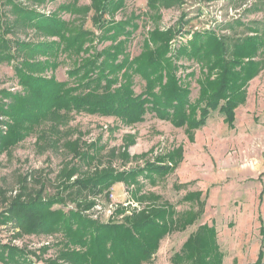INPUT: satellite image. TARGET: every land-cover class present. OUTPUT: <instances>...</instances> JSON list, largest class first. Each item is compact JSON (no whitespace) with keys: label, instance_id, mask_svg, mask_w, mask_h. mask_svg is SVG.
<instances>
[{"label":"rangeland","instance_id":"rangeland-1","mask_svg":"<svg viewBox=\"0 0 264 264\" xmlns=\"http://www.w3.org/2000/svg\"><path fill=\"white\" fill-rule=\"evenodd\" d=\"M10 1L47 15L58 12L62 4L75 2L56 0L39 6L32 0ZM10 1L1 0V8L14 24L18 14ZM108 1L116 8L121 0ZM152 1L156 4L150 10L148 3ZM76 2L82 11L77 14L63 11L59 13L62 20L77 31L82 28L100 35L92 22L94 12L87 14L85 10L92 0ZM158 2L123 0L121 8L107 14L105 19L123 23L126 31L133 32L127 43V52L132 57L142 52L146 41L152 42L155 30L160 33L173 30L168 54L177 67L180 83L188 84L192 102L199 99L200 85L212 82L223 71L221 65L212 67L211 71L207 62L178 58L177 52L193 40L196 31L202 35L213 34L224 42L226 66L230 67V59L241 62L235 68L239 71L241 66L256 64V76L242 86L245 99L234 110L232 126L219 110H214L206 124L198 129H188L186 125L177 127L151 112L146 113L144 121L134 125L124 124L115 116L84 112H73L66 118L39 120L10 151L0 155V213L9 216L16 199L45 202L61 195L66 206L57 204L55 208L64 212L79 210L95 222L125 224L138 218L142 220L145 218L142 215L156 204L169 202L182 214L187 210L199 211L204 202V210L195 224L184 232L175 230L162 239L154 264H172L173 254L180 251L187 238L205 223L215 225L218 230L224 264H254L262 248L264 251L261 232V225L264 227V45L249 58L239 56L236 46L245 37H257L264 43V0ZM13 29L8 35L12 40L21 39L32 44L59 41L57 37L46 38L35 28H25L22 24L13 25ZM124 38L122 34L118 40ZM112 42L99 43L94 39L93 44H86L93 47L90 53H64L56 60L57 68H49L43 75H53L59 82L67 81L72 87L76 79L70 78L68 71L79 66L94 50L105 49ZM38 58L43 62L47 60L44 56L38 55ZM13 67L7 62L0 63V93L7 89L18 94L25 92ZM192 72L195 77L189 76ZM133 85L137 95L146 89L140 75L134 77ZM156 90L160 91L159 85ZM9 100L6 98L5 102ZM6 128L0 126V131L5 133ZM159 159L173 170L165 177L154 176L155 184L141 174L137 182L118 181L96 194L88 191L84 184L76 185L79 181L108 174L106 172L141 170ZM189 193H200V202L184 200ZM151 194L158 199L151 200ZM1 220L2 245L33 251L41 256L38 261L32 257L34 264H47L59 258L57 245L63 239L62 234H23L12 224H2Z\"/></svg>","mask_w":264,"mask_h":264},{"label":"trees","instance_id":"trees-1","mask_svg":"<svg viewBox=\"0 0 264 264\" xmlns=\"http://www.w3.org/2000/svg\"><path fill=\"white\" fill-rule=\"evenodd\" d=\"M32 1L40 6L56 0ZM76 1L62 4L58 12L50 15L10 1L15 14H18L12 24L7 14L3 13L0 0V63L13 64L19 84L25 88L21 94L12 93L8 89L0 93V126L7 127L5 133L0 131V155L10 151L39 120L66 118L73 112L115 116L129 125L139 124L145 120L146 113L151 112L161 119L170 120L177 127L186 125L188 129H198L206 124L214 110H219L225 115V121L232 126L234 110L245 99L246 92H243L242 86H246L256 76V64L241 66L239 71L235 68L241 62L230 59V67L226 66L224 42L213 34L202 35L196 31L193 40L179 49L178 58L188 57L196 62H207L211 71L212 67L221 65L223 71L212 82L201 84L199 99L192 102L190 88L188 84L180 83L177 67L168 54L173 30L166 33L155 30L151 35L152 42L146 41L142 52L132 57L127 52V43L133 32L126 31L123 23L105 19L107 14L121 8L123 0L117 3L116 8L108 0H92L91 5L85 8L87 14L94 12L92 22L100 30V35L82 28L77 31L70 23L62 20L59 13L63 11L72 14L82 11L76 6ZM155 4L156 1L148 3L150 10L155 8ZM181 23L184 24L183 21ZM15 24L35 28L46 38L57 37L59 41L32 44L21 39L12 40L8 35L14 32ZM122 34L125 38L118 40ZM94 39L99 43L108 40L113 42L105 49L94 50L79 66L68 71L69 77L76 79L75 85L70 87L67 81L59 82L53 75H43L49 68H57L56 60L64 53H90L93 47L86 44H93ZM259 39H242L241 44L236 46L238 55L253 57L256 50L264 45ZM38 55L47 60L40 61ZM19 56L22 60H18ZM138 75L145 80L146 85L145 91L139 95L135 93L133 85V79ZM189 76L196 75L192 72ZM237 78H241V81ZM158 85L160 91L156 90ZM6 98L10 100L5 102ZM163 162V159H159L148 163L141 170L106 172L108 174L85 182L79 181L76 185L84 184L88 191L96 194L118 181H125L126 184L137 182L141 174L155 184L154 176L165 177L173 170L172 166ZM150 197L153 201L158 199L153 194ZM184 200L200 202V193H189ZM57 204L66 206L64 197L60 195L45 202H22L16 199L8 209L9 216L0 213L2 224H12L20 233L62 234L63 239L57 245L59 258L47 264H154L162 239L175 230L184 232L188 226L195 224L201 217L205 203L201 202L199 211L187 210L182 214L169 202L156 204L142 215L145 217L142 220L138 218L125 224L95 222L79 210L64 212L55 208ZM261 232L264 234L263 225ZM32 257L38 261L41 256L27 249L0 243L1 264H34ZM223 259L218 230L215 225L205 223L187 238L181 250L174 253L170 261L172 264H224ZM257 259L254 264H264L263 248Z\"/></svg>","mask_w":264,"mask_h":264},{"label":"crops","instance_id":"crops-1","mask_svg":"<svg viewBox=\"0 0 264 264\" xmlns=\"http://www.w3.org/2000/svg\"><path fill=\"white\" fill-rule=\"evenodd\" d=\"M1 264V263H0Z\"/></svg>","mask_w":264,"mask_h":264}]
</instances>
